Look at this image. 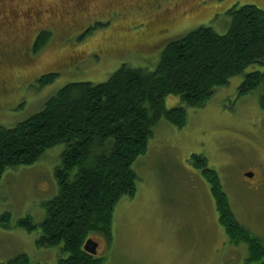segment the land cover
<instances>
[{"label":"rangeland","instance_id":"1","mask_svg":"<svg viewBox=\"0 0 264 264\" xmlns=\"http://www.w3.org/2000/svg\"><path fill=\"white\" fill-rule=\"evenodd\" d=\"M242 5L264 11V0H0V127L39 112L67 84L103 83L123 65L154 70L167 42L201 26L223 35L227 10ZM40 30L51 39L33 54ZM262 70L255 65L246 73ZM48 74L55 80L39 88L37 80ZM241 83L234 77L204 106L185 108L181 129L165 120L154 126L146 153L132 165L135 195L114 208L111 241L92 236L101 264H244L247 245L230 244L192 156L206 160L236 222L264 244V111L258 91L238 95ZM179 104L165 100L168 109ZM62 149L4 173L0 213L13 223L43 221V204L57 194L53 171ZM38 236L39 230L0 228V262L25 254L31 263L55 264L60 248H37Z\"/></svg>","mask_w":264,"mask_h":264},{"label":"trees","instance_id":"2","mask_svg":"<svg viewBox=\"0 0 264 264\" xmlns=\"http://www.w3.org/2000/svg\"><path fill=\"white\" fill-rule=\"evenodd\" d=\"M225 15L229 20L225 34L201 26L167 42L152 71L123 65L103 83L67 84L39 112L11 129L0 127V180L7 170L31 166L49 149L63 145L53 171L57 194L43 204V221L36 225L24 217L13 223L11 215L3 212L0 228L39 230L37 248H60L55 264H101L97 254L84 252V243L95 241L92 236L97 234L111 241L114 208L122 197H134L137 177L132 165L146 153L160 120L183 128L185 108L204 106L234 77H242L238 95L258 91L264 111V11L242 5ZM50 39L51 32L40 30L33 54L40 53ZM255 65L263 70L246 73ZM55 78V74L40 77L38 87ZM168 97L178 98L180 104L166 108ZM191 160L209 185L218 223L230 244L247 245L244 264H264V244L236 222L215 171L202 157ZM0 264L41 263L19 254Z\"/></svg>","mask_w":264,"mask_h":264},{"label":"water","instance_id":"3","mask_svg":"<svg viewBox=\"0 0 264 264\" xmlns=\"http://www.w3.org/2000/svg\"><path fill=\"white\" fill-rule=\"evenodd\" d=\"M246 178H252L253 174L252 173H246L245 174ZM97 243H95L93 240L88 239L83 246V250L84 252H86L87 254L91 255V256H95L96 255V250H97Z\"/></svg>","mask_w":264,"mask_h":264},{"label":"flooded vegetation","instance_id":"4","mask_svg":"<svg viewBox=\"0 0 264 264\" xmlns=\"http://www.w3.org/2000/svg\"><path fill=\"white\" fill-rule=\"evenodd\" d=\"M0 14H1V16H0V18H1V17L3 16V14H5V13L2 11V12H0ZM213 14H215V13H212V15H213ZM212 15H210V17H211ZM2 20H3V19H2ZM0 21H1V20H0ZM6 25H7V24H6ZM6 25H3V24H2L3 27H2L1 29H4V28L6 27ZM152 43H153V42H152Z\"/></svg>","mask_w":264,"mask_h":264}]
</instances>
